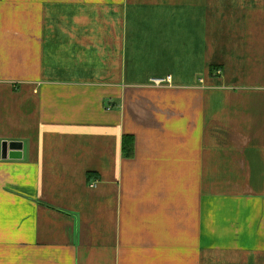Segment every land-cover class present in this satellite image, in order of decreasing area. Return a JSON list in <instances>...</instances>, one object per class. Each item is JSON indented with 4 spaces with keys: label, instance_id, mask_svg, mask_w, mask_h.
<instances>
[{
    "label": "crops",
    "instance_id": "crops-1",
    "mask_svg": "<svg viewBox=\"0 0 264 264\" xmlns=\"http://www.w3.org/2000/svg\"><path fill=\"white\" fill-rule=\"evenodd\" d=\"M0 264H264V0H0Z\"/></svg>",
    "mask_w": 264,
    "mask_h": 264
},
{
    "label": "water",
    "instance_id": "water-1",
    "mask_svg": "<svg viewBox=\"0 0 264 264\" xmlns=\"http://www.w3.org/2000/svg\"><path fill=\"white\" fill-rule=\"evenodd\" d=\"M21 145L20 143H11V144H8L7 142H3L2 145H1V156H2V159H5L6 158V154H7V151L9 150L10 153L8 155V157L10 159H21Z\"/></svg>",
    "mask_w": 264,
    "mask_h": 264
},
{
    "label": "trees",
    "instance_id": "trees-1",
    "mask_svg": "<svg viewBox=\"0 0 264 264\" xmlns=\"http://www.w3.org/2000/svg\"><path fill=\"white\" fill-rule=\"evenodd\" d=\"M133 151V138L131 136H124L122 138V153L126 157H131Z\"/></svg>",
    "mask_w": 264,
    "mask_h": 264
},
{
    "label": "built area",
    "instance_id": "built-area-1",
    "mask_svg": "<svg viewBox=\"0 0 264 264\" xmlns=\"http://www.w3.org/2000/svg\"><path fill=\"white\" fill-rule=\"evenodd\" d=\"M169 82H170V78L169 77H167L165 79H154V80H152V84L155 85V86H162L164 84H168Z\"/></svg>",
    "mask_w": 264,
    "mask_h": 264
}]
</instances>
